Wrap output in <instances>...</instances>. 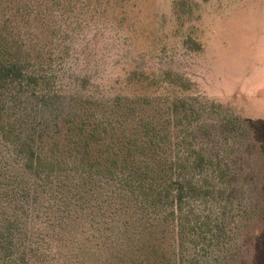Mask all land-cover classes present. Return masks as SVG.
Returning <instances> with one entry per match:
<instances>
[{"label":"trees","instance_id":"1","mask_svg":"<svg viewBox=\"0 0 264 264\" xmlns=\"http://www.w3.org/2000/svg\"><path fill=\"white\" fill-rule=\"evenodd\" d=\"M23 57L0 52V119L17 158L0 180L4 264L14 257L25 264H236L251 211L237 201L226 160L211 164L210 186L200 151L173 157L182 147L169 125L188 118L178 112L182 102L156 108L155 98L120 95L66 102L59 91L32 86L37 72ZM141 71L146 81L150 72ZM211 198L216 213L203 211Z\"/></svg>","mask_w":264,"mask_h":264},{"label":"rangeland","instance_id":"2","mask_svg":"<svg viewBox=\"0 0 264 264\" xmlns=\"http://www.w3.org/2000/svg\"><path fill=\"white\" fill-rule=\"evenodd\" d=\"M0 37V52L18 50L37 72L36 90L59 91L66 102H182L178 112L188 118L169 125L182 147L173 157L200 151L210 186L211 164L227 161L237 201L252 217L235 245L236 264H264V0H0ZM141 70L150 72L146 81ZM2 128L0 119V180L17 162ZM218 205L211 198L203 211Z\"/></svg>","mask_w":264,"mask_h":264}]
</instances>
